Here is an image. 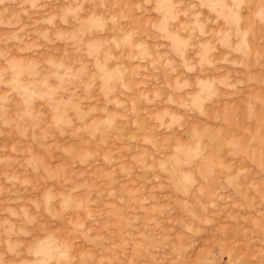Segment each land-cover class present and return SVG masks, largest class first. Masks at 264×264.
I'll use <instances>...</instances> for the list:
<instances>
[{"label":"rangeland","instance_id":"obj_1","mask_svg":"<svg viewBox=\"0 0 264 264\" xmlns=\"http://www.w3.org/2000/svg\"><path fill=\"white\" fill-rule=\"evenodd\" d=\"M0 264H264V0H0Z\"/></svg>","mask_w":264,"mask_h":264}]
</instances>
